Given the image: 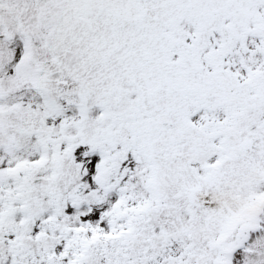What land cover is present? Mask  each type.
<instances>
[{
	"label": "snow or ice",
	"instance_id": "obj_1",
	"mask_svg": "<svg viewBox=\"0 0 264 264\" xmlns=\"http://www.w3.org/2000/svg\"><path fill=\"white\" fill-rule=\"evenodd\" d=\"M0 264H264V0H0Z\"/></svg>",
	"mask_w": 264,
	"mask_h": 264
}]
</instances>
